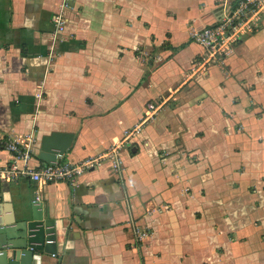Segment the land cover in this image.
<instances>
[{"label": "crops", "instance_id": "0c3cea01", "mask_svg": "<svg viewBox=\"0 0 264 264\" xmlns=\"http://www.w3.org/2000/svg\"><path fill=\"white\" fill-rule=\"evenodd\" d=\"M0 0V166L8 134H72L56 162L106 151L160 107L121 150L77 184L0 180V218L40 192L55 255L39 264H264V20L228 58L193 73L190 28L236 0ZM40 93L41 98L36 95ZM137 225L149 231L137 240Z\"/></svg>", "mask_w": 264, "mask_h": 264}, {"label": "built area", "instance_id": "2783aa9c", "mask_svg": "<svg viewBox=\"0 0 264 264\" xmlns=\"http://www.w3.org/2000/svg\"><path fill=\"white\" fill-rule=\"evenodd\" d=\"M67 7L66 0L60 5V10L53 13V39H59L66 26V17L63 9ZM264 20V0H238L232 6L224 7L221 16L212 24L202 27H191L189 38L192 42L203 48L201 59L194 63V74L204 75L212 66H216L226 78L231 75L228 67V58L235 53L239 40L250 35L262 26ZM38 99L41 94L36 95ZM160 107L155 101L146 104L144 117L130 131H126L121 140L114 142L106 151L88 156L79 161H66L63 163H44L37 167L30 166L33 139L30 135L20 136L8 134L4 143L11 156L10 161L0 166V180L17 183L25 177L34 182H65L70 186L77 184L78 178L85 171L94 169L106 161L112 171L118 172L122 162L119 150L124 143L136 133L141 126L151 119ZM40 192H36L35 200H39ZM137 240H142L149 231L133 226L132 230Z\"/></svg>", "mask_w": 264, "mask_h": 264}, {"label": "water", "instance_id": "95a60500", "mask_svg": "<svg viewBox=\"0 0 264 264\" xmlns=\"http://www.w3.org/2000/svg\"><path fill=\"white\" fill-rule=\"evenodd\" d=\"M72 134L52 133L43 136L38 157L45 163H54L69 148ZM55 220L44 216L42 202L29 201L19 208L15 220L0 218V264H39L43 251L55 255L58 243Z\"/></svg>", "mask_w": 264, "mask_h": 264}, {"label": "trees", "instance_id": "16d2710c", "mask_svg": "<svg viewBox=\"0 0 264 264\" xmlns=\"http://www.w3.org/2000/svg\"><path fill=\"white\" fill-rule=\"evenodd\" d=\"M236 1H238V0H236ZM236 1H235V2H236ZM235 2H234V3H235Z\"/></svg>", "mask_w": 264, "mask_h": 264}]
</instances>
